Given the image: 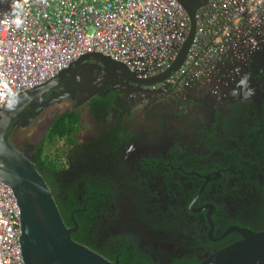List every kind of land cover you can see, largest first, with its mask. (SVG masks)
<instances>
[{"label":"flooded vegetation","instance_id":"af4514ba","mask_svg":"<svg viewBox=\"0 0 264 264\" xmlns=\"http://www.w3.org/2000/svg\"><path fill=\"white\" fill-rule=\"evenodd\" d=\"M245 74L255 89L248 100L230 95ZM63 85L34 99L8 137L35 162L79 242L126 264H193L243 237L222 236L231 226L264 230V46L220 81L118 78L81 104L63 98L68 104L44 106L26 133L32 121L24 120ZM72 109L81 114L76 141L54 169L36 152Z\"/></svg>","mask_w":264,"mask_h":264},{"label":"built area","instance_id":"2783aa9c","mask_svg":"<svg viewBox=\"0 0 264 264\" xmlns=\"http://www.w3.org/2000/svg\"><path fill=\"white\" fill-rule=\"evenodd\" d=\"M196 18L185 60L167 81H220L264 46V0H208ZM189 30L180 0H0V106L92 51L155 76L174 63ZM20 236V205L0 179V264H26Z\"/></svg>","mask_w":264,"mask_h":264},{"label":"water","instance_id":"95a60500","mask_svg":"<svg viewBox=\"0 0 264 264\" xmlns=\"http://www.w3.org/2000/svg\"><path fill=\"white\" fill-rule=\"evenodd\" d=\"M190 18L189 33L178 50L174 63L163 72L142 77L125 63L101 52H87L54 77L22 90L0 106V179L8 183L17 197L21 209L22 254L26 264H121L90 246L75 240L60 210L55 195L35 162L20 150L8 137L11 125L25 113V108L36 98L54 89L60 83L62 93L52 96L24 120L28 125L44 106L70 97L81 104L115 79L126 83L149 86L164 81L184 62L196 32L197 9L208 0H180ZM86 61H90L86 63ZM210 218V215H209ZM212 222V220L210 219ZM243 237L221 249L210 253L193 264H264V230L255 231L239 226Z\"/></svg>","mask_w":264,"mask_h":264},{"label":"trees","instance_id":"16d2710c","mask_svg":"<svg viewBox=\"0 0 264 264\" xmlns=\"http://www.w3.org/2000/svg\"><path fill=\"white\" fill-rule=\"evenodd\" d=\"M80 117H81L80 112L76 111L75 109H72V110L66 111L63 114L59 115L53 121L51 126L48 128V130H47V132H46V134H45V136L43 138V141L39 144V148H38V150L36 152V156H37L39 161H41L42 163L52 164V167L54 169L57 168L56 167L57 166V161L55 159L51 158L50 156L43 154L44 141L45 140H53L55 138H66L69 141V143L75 142L76 141L75 131H76L77 127H78L77 123H78ZM56 201H57V203H58V205L60 207V210L62 212V215H63L64 219L66 218V220H68L67 224L68 225H73L74 224L73 220L69 216L68 212H66L67 214H65V211H64V209H63V207H62V205L60 203V199L58 197L56 198ZM88 208H89L91 216L95 215L98 212L97 211V208H98L97 205L88 206ZM76 218H77L78 223H79V230H82V228L85 227V224L80 220L78 214H76ZM76 235L77 234L72 233L73 238L78 241ZM91 248H93V247H91ZM120 263L121 264H126V263H123V262H120Z\"/></svg>","mask_w":264,"mask_h":264},{"label":"rangeland","instance_id":"374dc122","mask_svg":"<svg viewBox=\"0 0 264 264\" xmlns=\"http://www.w3.org/2000/svg\"><path fill=\"white\" fill-rule=\"evenodd\" d=\"M68 104V100L55 103L54 106H51L50 108H57V107H63L64 105ZM58 110V109H57ZM41 116L36 118L30 125H28L26 129V133H32L34 129L36 128V124L38 120H41ZM85 129V128H83ZM81 133V132H80ZM80 133L78 136H80ZM13 141H15L13 138ZM70 148V143L66 138H55L53 140H45L44 141V148H43V154L48 155L51 158L55 159L56 161H63L65 160V156Z\"/></svg>","mask_w":264,"mask_h":264},{"label":"clouds","instance_id":"9594fccd","mask_svg":"<svg viewBox=\"0 0 264 264\" xmlns=\"http://www.w3.org/2000/svg\"><path fill=\"white\" fill-rule=\"evenodd\" d=\"M249 75L245 74L241 77L236 88H234L230 95L233 97L248 100L255 95V89L252 88L249 84Z\"/></svg>","mask_w":264,"mask_h":264}]
</instances>
